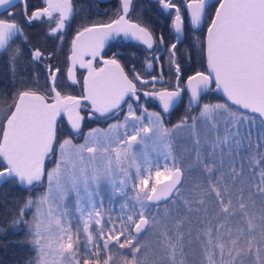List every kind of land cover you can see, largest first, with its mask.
Listing matches in <instances>:
<instances>
[{
	"label": "snow or ice",
	"instance_id": "1",
	"mask_svg": "<svg viewBox=\"0 0 264 264\" xmlns=\"http://www.w3.org/2000/svg\"><path fill=\"white\" fill-rule=\"evenodd\" d=\"M23 2L27 16L26 0ZM130 3L131 0H122L124 13ZM159 3L166 10H175L177 40L182 34L184 10L192 26L198 27L209 6V0ZM218 3L208 27L209 71L196 72L186 84L189 107H199V116H185L167 128L160 113H151L155 120L150 119L148 126H139L136 122L141 118L131 111L129 103L125 124L110 125V129L124 127V137L117 136L114 143L111 137L100 138L98 130L93 129L85 136L84 144L64 139L58 146L55 167L46 170L45 158L50 153L55 156L57 151L56 117L60 112H68L71 128L77 133L80 130L79 113L72 115L79 100L62 97L57 90L56 71L49 66L55 103L47 104L44 95L24 90L9 105L10 115L0 123V188L19 185L35 191L47 180L46 191L35 200L27 199L10 220V227L27 229L23 243L37 251V256L25 264H112L114 249L124 250L120 253L121 264H264V0ZM13 6L14 0H0V9ZM53 11L59 12L56 27L51 29L55 34L72 15V0H48L47 7L32 12L29 22L44 16L51 18ZM14 16L9 12L8 17L0 18V55L8 53L13 74L20 50L9 52V45L23 36ZM121 24H127L124 15L109 24L85 27L73 40L70 59H77V40L97 28L108 31L100 33L94 56L113 32L123 30L128 35ZM130 28L134 39L152 48L147 29L136 24ZM176 47L171 45L169 63L176 65L179 82ZM41 57L39 49L32 52L33 60ZM105 64L120 67L115 60ZM85 66L90 71L84 80V98L101 116L118 108L125 96H136V85L122 70L105 76L102 74L106 69L94 73L91 62L85 65L81 60V67ZM68 72L71 79L72 69ZM213 77L216 89L231 105L225 102L201 106V94L210 89ZM182 91L178 84L174 91L145 92V96L158 97L164 112H168ZM177 138L186 141L180 150L174 143ZM148 141L162 148L161 154L165 161L172 160L171 166L166 163L161 171L158 162L134 150L135 145ZM98 154L103 155L105 163H97ZM105 196L109 204L117 197L123 199L120 215H112ZM32 207H36V213L29 221L25 216ZM149 230L156 237L155 246L144 251L140 240Z\"/></svg>",
	"mask_w": 264,
	"mask_h": 264
},
{
	"label": "flooded vegetation",
	"instance_id": "2",
	"mask_svg": "<svg viewBox=\"0 0 264 264\" xmlns=\"http://www.w3.org/2000/svg\"><path fill=\"white\" fill-rule=\"evenodd\" d=\"M110 1L112 0H72L73 13L66 21L65 27L57 31L55 34L51 33V29L56 27V22L59 18L58 11H53L51 18L44 16L41 19H33L29 22L28 17L31 16L32 12L47 7L43 0H26L27 16L24 15L25 4L18 3L21 4V19L23 20V23L17 22L15 16L12 17L22 29L23 36H18L14 39L9 45L8 51L10 48H15V44L24 46L29 45L30 49L28 50L30 58L34 64L39 67V70L42 73L39 78H35V76L30 74L28 80H24L26 85L24 90H34L35 92L41 91V93L45 95L46 100L51 101V79L49 78V66H51L52 70L56 71L57 90L61 93L62 97L72 96L79 100V107H76V110L81 116L79 132H72V130L66 125V128H62L60 132L62 135L69 136L74 141L82 140L85 135L91 133L93 129L98 130V132L106 131L110 128V125H118L123 122L130 111L128 106L129 103L132 105L131 111L134 112L137 117L151 113H160L164 123L170 121L179 109L190 110L191 108L188 103L189 96L185 88V82L189 76L195 75V73L198 72L193 65V60L201 56L204 61L205 32L215 11L207 25H205V20L207 19L205 15L202 26L200 28H195L190 23L186 9L184 10L182 17L183 38L177 44L174 51L177 56L178 50L179 53L183 50V48L179 49V47L184 44L188 49L184 60L179 57L178 61L175 56V60L181 69L180 80L178 82L175 73L176 65L169 63L171 45L174 44L176 40V34L173 28L175 10L164 9L159 3V0H149L154 3L157 9L155 19L151 18L146 23L139 22L130 10L128 11L127 19L129 22L137 23L149 31L152 36V48L125 41L122 36H118L113 41H108L97 55L85 54L77 57L76 64L72 69V83L68 77V54L70 53L71 42L76 33L85 27L108 24L119 18L122 14V7L119 16H117V14V17L114 16L107 19L108 13L103 4ZM121 1L122 0H118L120 4ZM174 2L177 4H183V0H174ZM217 3L218 1L216 2V5H218ZM212 4L213 2L207 7V10ZM11 8L1 12L0 18L8 17L9 12H12ZM77 27L79 28L74 31ZM162 37L163 43H161ZM199 45H202V50ZM36 49H39L42 52V57L39 60H33L32 58V52ZM7 58H9L8 53L0 55V59ZM81 60L85 65H87L88 62H91V70L93 72L105 65V61L115 60L117 64H119L124 75L136 85V96H131L130 94L127 95L118 108L112 109L106 117L101 116L100 113L95 112L89 100L84 98L86 95L84 80L85 77L89 76L90 69L87 66L81 67ZM199 72L207 74L206 66L205 69ZM137 76H139L140 79H136ZM153 77L156 79L153 80ZM142 81H147V83H142ZM178 84L181 89H184V91L181 92L180 98L176 100L175 106L168 114H162L158 104V97L153 95L145 96V92L153 93L165 90L174 91ZM39 86H42V88L40 89ZM211 86L213 90L214 86L212 83L210 87ZM207 91L208 90L201 94V98ZM10 103H12V101L5 105H9ZM59 122L64 123L63 118H60Z\"/></svg>",
	"mask_w": 264,
	"mask_h": 264
},
{
	"label": "trees",
	"instance_id": "3",
	"mask_svg": "<svg viewBox=\"0 0 264 264\" xmlns=\"http://www.w3.org/2000/svg\"><path fill=\"white\" fill-rule=\"evenodd\" d=\"M218 0H214L213 4L207 10L205 20V25H207L211 19V16L216 8V2ZM218 4V3H217ZM106 7V11L108 13V18L110 19L114 16H119L121 14V7L122 4L118 2V0H112L110 2L104 3ZM12 12L15 13V20L17 22L23 23L21 19V4H17L13 6ZM94 9V8H93ZM129 10L132 14L135 15V18L138 19L139 22L146 23L151 18L155 19L157 14V9L154 3L150 2L149 0H131ZM95 11V10H94ZM96 12V11H95ZM130 13V12H129ZM93 14V12H92ZM116 16V17H117ZM79 27L75 28L76 31ZM185 45V44H184ZM183 48L182 52H177V60L180 59L184 60V57L187 53V46ZM200 49L202 50V45H199ZM15 48H19L20 55L16 61V71L15 74L11 71L8 59H0V106L5 105L16 99L18 93L26 88L25 81L28 80V76L32 74L35 78H39L42 74L39 70V67L34 64L32 59L30 58L29 45H17L15 44ZM14 49V48H12ZM10 48V52L12 50ZM180 63V62H179ZM205 62L203 61L202 57L196 58L193 60V65L196 67V71H202L205 69ZM25 80V81H24ZM40 89L42 86H39ZM41 95L43 93L38 92ZM45 96V95H44ZM219 95L215 94L212 90V86L210 89L204 93L203 97L200 100L201 106L204 103H225ZM199 107L191 108L190 110H182L179 109L174 117L168 121L166 124L172 128L174 125L178 124L183 117L188 116H199ZM60 120V119H59ZM64 120V119H63ZM59 122V121H58ZM56 125V148L57 145L62 142L64 139L70 138L69 136L62 135L61 129L66 128L65 121L64 123H58ZM62 122V121H61ZM188 123H191L189 119ZM67 126V125H66ZM76 143V141L72 140ZM176 149L180 150V144L175 140ZM54 156L52 155L45 164V169L50 165ZM46 181V179H45ZM37 186L35 191H30L28 189L19 187L18 185H5L4 187L0 188V264H25V261L29 258H35L37 256V251L33 250L31 244L23 243L25 240V232L27 229L25 228H12L10 227V220L12 214L14 212H18L20 207L27 201V199L31 198L35 200L37 196V191L42 189L45 185ZM36 192V193H35ZM163 203V202H162ZM33 218L32 210H28L25 216L26 220L31 221ZM156 237L152 235L151 230L146 232L140 240V243L144 245V251H149L150 248L155 246ZM124 250H113V262L112 264H121V256L120 253Z\"/></svg>",
	"mask_w": 264,
	"mask_h": 264
},
{
	"label": "water",
	"instance_id": "4",
	"mask_svg": "<svg viewBox=\"0 0 264 264\" xmlns=\"http://www.w3.org/2000/svg\"><path fill=\"white\" fill-rule=\"evenodd\" d=\"M45 3H46V5H47V3H48V0H43ZM99 1H108V0H99ZM153 1H157V0H153ZM214 0H209V5L213 2ZM19 3H24L23 2V0H20V2ZM16 4H18L17 2H16V0H14V5H16ZM121 4H122V1H121ZM219 6V3H218V5H217V7ZM216 7V8H217ZM216 10V9H215ZM3 11H5L4 9H0V13L1 12H3ZM129 11V10H128ZM187 12V11H186ZM121 15H124L125 16V19H126V21H127V24H121L120 25V27L122 28V29H126L128 32H129V34L128 35H125V31H119L118 33L117 32H113L111 35H109L104 41H103V46L102 47H99V49H98V53L102 50V48L104 47V45L108 42V41H113L114 39H116V37H118V36H122L123 37V39L125 40V41H130V42H133V43H136V44H139V45H144V46H146V47H148V45L147 44H145L142 40H139V39H134L132 36H131V31H132V29L130 28V25H132V24H136V25H138L139 27H143V26H141V25H139V24H137V23H134V22H129L128 21V19H127V15H128V12L127 13H124V11H123V7H122V14ZM214 16H215V12H214V15H213V17H212V19L214 18ZM189 17V16H188ZM119 18H117V19H115V20H118ZM189 20H190V17H189ZM204 20V19H203ZM114 21V20H113ZM212 21V20H211ZM111 23V22H110ZM190 23H191V21H190ZM202 23H203V21H202ZM202 23H201V25L200 26H198V27H195V28H200L201 26H202ZM109 24V23H108ZM211 25V22H210V24H209V26ZM208 26V27H209ZM90 27H93V26H90ZM116 27V25H113V28H115ZM208 27H207V29H206V32H205V39H204V61H205V66H206V70H207V73H208V71H209V69H208V63H207V35H208ZM143 28H145V27H143ZM174 28V27H173ZM146 29V28H145ZM83 31V29L82 30H80L79 32H82ZM104 31H108L107 29H102V28H97L96 29V31L95 32H93V33H86L84 36H82V37H80V39L79 40H77V46H76V56L78 57L79 55H85V54H92V52H93V50L96 48V47H98V44H99V38H100V33H102V32H104ZM149 32V31H148ZM174 32H175V29H174ZM175 34H176V40H175V43L174 44H178L181 40H182V38H183V25H182V34H181V36H180V39L179 40H177V33L175 32ZM77 38V33H76V35L74 36V38H73V40L74 39H76ZM73 40H72V42H71V46H70V53L68 54V63H69V68H71V69H73L74 68V66H75V64H76V60H75V62H73V60L72 59H70V57H72L73 56ZM101 68H104V69H106V72L104 73V74H102V75H108V74H110V73H118L119 71H121L122 69L119 67V69H116V67L114 66V65H110V64H105V65H103ZM100 68V69H101ZM100 69H98L97 71H95L94 73H99V70ZM124 74V73H123ZM68 77H69V74H68ZM70 81L73 83V75H72V78L70 79ZM186 84H187V80H186V82H185V88H186ZM212 84H213V86H214V88H213V91L217 94V95H219L224 101H226L229 105H231V101H227V98H226V96L223 94V92L221 91V90H217L216 89V85H215V82H214V77H213V82H212ZM50 85H52V81L50 82ZM187 91V90H186ZM187 93H188V96H190V93L187 91ZM37 94H39V93H37ZM39 95H41V94H39ZM126 97V96H125ZM55 93H53L52 92V99H51V101H47L46 100V98H45V100H44V102L45 103H47V104H53V103H55ZM16 99H18V95H17V97H16ZM89 102L91 103V101L89 100ZM66 103H68V106H69V108H71L72 107V105L69 103V102H66ZM122 103V102H121ZM176 103V102H175ZM175 103L170 107V109H169V111L175 106ZM14 104V103H13ZM12 104V105H13ZM92 104V103H91ZM158 104H159V107H160V110H161V112H162V114H168L169 113V111L168 112H164V109H163V105L161 104V102H160V100H159V102H158ZM196 106L195 105H193L191 108H195ZM232 107H237V106H235V105H232ZM14 110V109H13ZM244 111H246V110H244ZM75 113H78V111L76 110V108H74V111L72 112V115L73 116H75ZM249 115H258V114H252V113H248ZM8 115H10V112H9V114ZM81 117V116H80ZM60 118H63L64 119V121H65V123H66V125L69 127V129H71L72 130V132H74V133H76V131H74L72 128H71V124L69 123V113L68 112H66V111H61L60 112V114L56 117V125H57V122L59 121V119ZM6 121V120H5ZM80 126H81V120H80ZM0 139H2V131L0 132ZM52 156V154L50 153L46 158H45V161H44V166H45V164H46V162H47V160L50 158ZM19 186V185H18ZM19 187H21V186H19ZM22 188H25V189H27V187L25 186V187H22ZM162 203V202H161Z\"/></svg>",
	"mask_w": 264,
	"mask_h": 264
},
{
	"label": "rangeland",
	"instance_id": "5",
	"mask_svg": "<svg viewBox=\"0 0 264 264\" xmlns=\"http://www.w3.org/2000/svg\"><path fill=\"white\" fill-rule=\"evenodd\" d=\"M36 93H38V92H36ZM13 103H10L9 105H12ZM9 105H5V106L1 105L3 107L0 106L1 107V109H0V123H3L6 120V116L9 114V112H8ZM139 117L141 118V120L139 122H136L139 126H148V122H149L150 119L155 120V117L154 116H150V114L141 115ZM128 123H132V121H128ZM120 124H125V120L123 122H121ZM164 126L167 127V128H170L166 123H164ZM124 133H125V128L121 127V128H118V129H110L109 128L106 131L97 132L96 135H98L102 139L105 138L106 136L111 137L113 139V142L115 143V138L117 136L124 137ZM129 134H131L130 131H129ZM86 135H88V134H86ZM176 141L180 144V146H179L180 149L186 143V141H184L182 138H177ZM84 143H85V137L82 140H77L76 143L73 142V144H75V145H81V144H84ZM58 146H59V144L57 145L56 154H55L54 158L52 159V162H50V165L47 168V170H50L53 167H55L56 160L59 158V147ZM134 150L135 151H139V152H144L148 156V158L151 159L154 163L158 162L161 171H163L166 163H167L168 166H171V164H172V160L171 159H168L167 161H165L164 155L161 154L162 151H163L162 148H160V146H158V145L153 144L152 141H148L146 144L135 145L134 146ZM84 155L88 156L89 154L85 153ZM97 163H101V164L105 163V160H104L102 154H98ZM132 171L134 173L135 169L133 168ZM145 174L147 175V173H145ZM115 179L118 182L119 181V175H117L115 177ZM152 179L155 180L154 169H153ZM46 189H47V180L45 181L44 187L37 191L36 198L41 193L46 191ZM129 191H130V187H129ZM121 203H123V199L117 197L114 201H112L111 204H109L108 201H107V196H105L106 207H111L112 215H114V216L120 215V207H119V205ZM31 210H32V214L34 216V214L36 213V207H32ZM44 213H45V217L44 218L46 219L47 218V206L44 209ZM107 215H108V213L105 212V218H107Z\"/></svg>",
	"mask_w": 264,
	"mask_h": 264
}]
</instances>
